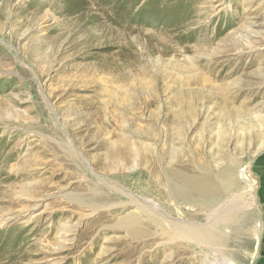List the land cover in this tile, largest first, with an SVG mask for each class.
Segmentation results:
<instances>
[{
  "label": "rangeland",
  "instance_id": "1",
  "mask_svg": "<svg viewBox=\"0 0 264 264\" xmlns=\"http://www.w3.org/2000/svg\"><path fill=\"white\" fill-rule=\"evenodd\" d=\"M209 174L231 179L213 204L175 196ZM227 207L243 216L216 247L160 233ZM128 218L158 236L114 228ZM217 248L264 264V0H0V264H213Z\"/></svg>",
  "mask_w": 264,
  "mask_h": 264
},
{
  "label": "bare ground",
  "instance_id": "2",
  "mask_svg": "<svg viewBox=\"0 0 264 264\" xmlns=\"http://www.w3.org/2000/svg\"><path fill=\"white\" fill-rule=\"evenodd\" d=\"M231 170L232 169L230 168L229 172ZM232 175H234V174H232ZM212 177L213 176H211L209 174V176H207L206 178L203 179L204 182H202V180L191 179V178H186V177L180 176V177H178V181H179L180 185L175 189L176 192H174V194L178 198L180 197L181 199H183L185 201H190L192 198H194L193 197V192H194L195 194H198L199 196L206 197V201L208 203H212L213 201L215 202L217 195H219L218 194L220 191L219 189H221V187H225V188L228 187V183L231 179L221 178L219 180V178H217L218 176H216V179L214 180ZM240 179L242 181H244V183L247 184V186L249 185L251 189L253 188L252 187L253 179L251 178V175L248 173L247 168H244L240 172ZM180 186H182V187H180ZM97 192H99V191H97ZM93 196L94 195H92V197H87L85 199L83 198L82 200H76V201H78L82 204L88 205L89 207H95L96 203L101 202V198L94 200ZM133 200L135 201V203H138L139 207H141V208L147 207L145 204H148L150 209L157 211L155 208H158V206L151 201L143 202L142 200H140V199L137 200L136 198H134ZM141 204L143 207L141 206ZM208 208H209V206H208ZM230 210H231V207L225 208L224 211L222 210V213L219 215V219H222V220L217 221V220H215L216 219L215 218L214 220L216 222L214 224L210 223L211 225H209L206 228L188 227V226H184V225L175 224V225H173V227L177 231L176 230H169V229L163 227L160 233L162 235H166L169 237H171V236L179 237V236H185L186 235L187 237L190 236L194 241H196L198 243H206V244H209L213 247H216L219 244L218 243V225L219 224L225 225L228 223H230V224L233 223L232 221H233V217L235 216V214L234 213L232 214ZM236 216L242 217L243 213L240 212L239 214H236ZM113 226H114V228L125 229L129 235V237L133 241H139L142 238H144V240L148 239V238H152L154 241L155 237L158 236L157 233H152L147 226H145L144 224H142L139 220H137L135 218H128V219L123 220L121 222H117ZM260 228H261V224H260ZM257 236H258V230H257V234H256V239H258ZM137 250H138V248H137ZM257 252H258V248H256L254 251V254H253L254 257H256L258 255ZM223 255H224V257H222ZM215 256L217 258H218V256H221L220 258H222V259H217L213 264H215V263L216 264H236L230 258H228V257L226 258L225 254H223V252H221V250L218 248H217Z\"/></svg>",
  "mask_w": 264,
  "mask_h": 264
},
{
  "label": "crops",
  "instance_id": "3",
  "mask_svg": "<svg viewBox=\"0 0 264 264\" xmlns=\"http://www.w3.org/2000/svg\"><path fill=\"white\" fill-rule=\"evenodd\" d=\"M244 214H245V218L249 217V215H248L249 213L248 212L244 211Z\"/></svg>",
  "mask_w": 264,
  "mask_h": 264
}]
</instances>
